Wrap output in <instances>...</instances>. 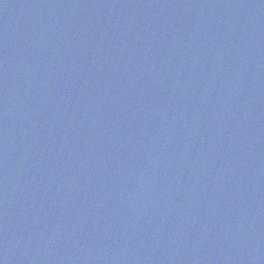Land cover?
Returning <instances> with one entry per match:
<instances>
[{
  "label": "water",
  "instance_id": "95a60500",
  "mask_svg": "<svg viewBox=\"0 0 264 264\" xmlns=\"http://www.w3.org/2000/svg\"><path fill=\"white\" fill-rule=\"evenodd\" d=\"M0 264H264V0H0Z\"/></svg>",
  "mask_w": 264,
  "mask_h": 264
}]
</instances>
